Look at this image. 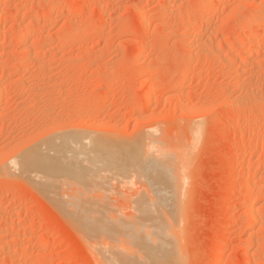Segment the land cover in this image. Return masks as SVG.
I'll return each mask as SVG.
<instances>
[{"label": "rangeland", "instance_id": "374dc122", "mask_svg": "<svg viewBox=\"0 0 264 264\" xmlns=\"http://www.w3.org/2000/svg\"><path fill=\"white\" fill-rule=\"evenodd\" d=\"M114 262L264 264V0H0V264Z\"/></svg>", "mask_w": 264, "mask_h": 264}, {"label": "bare ground", "instance_id": "6f19581e", "mask_svg": "<svg viewBox=\"0 0 264 264\" xmlns=\"http://www.w3.org/2000/svg\"><path fill=\"white\" fill-rule=\"evenodd\" d=\"M249 16H251V15L249 14ZM83 137H84V136H83ZM89 137H91V136H89ZM92 138H93V136L91 137V139H92ZM86 139H87V138H85V140H86ZM80 140H81V139H80ZM82 140H83V139H82ZM87 140H88V139H87ZM89 140H90V139H89ZM76 141H77V140H76ZM74 143H75V147H77L76 145H78V144H76L75 141H74ZM80 143H82V142H80ZM80 143H79V146L81 147L82 144L80 145ZM87 143H89V142H86V147H87V145H88ZM99 143H100V142H99ZM96 144H98V143H96ZM83 145H84V144H83ZM94 145H95V144H94ZM97 146H98V145H97ZM98 147H99V146H98ZM47 148H48V147H47ZM47 148H46V149H47ZM96 148H97V147H96ZM78 149H79V147H78ZM36 150H37V149H36ZM42 150H43V149H42ZM47 150H49V148H48ZM43 151H44V150H43ZM90 151H92V149H90ZM96 151H97V150H96ZM98 151H101V150L99 149ZM98 151H97V152H98ZM35 152H36V151H35ZM40 152H42L41 149H40ZM40 152H39V149H38V153H40ZM50 152H52V150H51ZM50 152H49V153H50ZM81 152H82V151H81ZM81 152L78 153L77 156H79V154L81 155ZM97 152H96V153L94 152V154H97ZM101 152H102V151H101ZM32 154H33V152L30 154V158H32V156H31ZM34 154H36V153H34ZM47 154H48V153H47ZM57 154H59V155H61V156L63 155V154H60V153H57ZM84 154H85V153H84ZM94 154H93V153L91 154V155H92V158H93V156H96V155H94ZM41 155H43V154H41ZM45 155H46V154H45ZM45 155H44V156H45ZM49 155H51V154H49ZM72 155H73V154H72ZM86 155H87V154H86ZM86 155H85V156H86ZM91 155H90V156H91ZM51 156H52V155H51ZM74 156H76L75 153H74ZM83 156H84V155H82V157H83ZM85 156H84L83 158L80 157V159H82V161H83V159L85 160ZM25 157H26V156H25ZM28 157H29V155H28ZM53 157H54V156H53ZM62 157L64 158V156H62ZM71 157H72V156H71ZM96 157H97V156H96ZM98 157H99V156H98ZM103 157H105V155H104ZM49 158H50V157H49ZM49 158L47 159V156H45L44 158H43V157H35V158H33L32 161L30 162V165H32V167H34V165H35L36 168H37V166H39V168H41V169L43 168V169H45V171H46V170L49 171V166H50ZM54 158H55V157H54ZM54 158H51V160H55ZM87 158H88V157L86 156V160H87ZM90 158H91V157H90ZM101 158H102V157H101ZM23 159H24V158H23ZM28 159H29V158H28ZM75 159L78 160L79 158L77 159V157H76ZM75 159H73V160H75ZM98 159H99V158H98ZM25 160H27V159H25ZM68 160H69V158H68ZM73 160H71V161H73ZM89 160H90V159H88L87 161L89 162V165H90V166L95 165V162L92 163L93 161H91V160L89 161ZM23 161H24V160H23ZM66 161H67V159H66ZM66 161H65V162H66ZM69 161H70V160H69ZM69 161H68V162H69ZM71 161H70V162H71ZM99 161H100V160H98V162H96V165H101V162H99ZM26 162H27V161H26ZM77 162L80 163L81 161H80V162L77 161ZM24 163H25V162H24ZM31 163H33L34 165L31 164ZM61 163H62V162H61ZM71 163H73V162H71ZM81 163H83V162H81ZM90 163H92V165H91ZM19 164H20L19 166L21 167V163H19ZM27 164H29V163L27 162ZM27 164H25V165H27ZM36 165H37V166H36ZM69 165H70V164H69ZM73 165H74V164H73ZM73 165H72V166H73ZM76 165H77V164H76ZM76 165H75V166H76ZM22 166H23V165H22ZM62 166H64L63 163H62ZM70 166H71V165H70ZM77 166L80 167L79 165H77ZM77 166H76V167H77ZM82 166H83V165H82ZM13 167H14V166H13ZM67 167H68V166H67ZM67 167H65L66 169H63V168H62L63 171H66V172H68V173H71V172L73 171L71 174H76V175H77V173L75 172V170H72L73 167H72L71 169L68 168V169H69L68 171H67ZM78 167H77V168H78ZM95 167H96V166H95ZM95 167L93 166L92 168H91V167H89V168H90V170H95V169H94ZM14 168H16V167H14ZM27 168H28V165H27ZM30 168H31V167H30ZM30 168H29V169H30ZM80 168H81V167H80ZM89 168H88V169H89ZM98 168H100V167H98ZM19 169H20V168H19ZM19 169H18V170H19ZM23 169H24V168H23ZM41 169H40V170H41ZM43 169H42V171H43ZM78 169H79V168H78ZM84 169H85V168H84ZM253 169H254V168H253ZM14 170H16V169H14ZM24 170H25V169H24ZM34 170H35V168H34ZM86 170H87V169H86ZM96 170H97V169H96ZM27 171H28V170H27ZM27 171H26V175H27ZM31 171H32V170H31ZM45 171H44V172H45ZM76 171H77V170H76ZM87 171H88V170H87ZM32 172H33V171H32ZM77 172H79V170H78ZM92 172H93V171H92ZM23 173H24V172H23ZM35 173L37 174V176L35 175ZM35 173H32V176L35 175V177H37V178H42L43 174H42V176H39V175H41V174H40L41 172L38 173V172L35 171ZM33 174H34V175H33ZM79 174H80V173H79ZM79 174H78V175H79ZM28 175H29L30 177H32V176H31V172H30V174H29V172H28ZM44 175L47 176V177H49V175H47V174H45V173H44ZM81 175H82V174H81ZM79 176H80V175H79ZM27 177H28V176H27ZM80 177H82V176H80ZM44 178H46V177H44ZM44 178H43V181H46V180H47V182H49V179L46 178V180H44ZM41 180H42V179H41ZM47 185H49V184H47ZM45 189L47 190L48 188L45 187ZM48 190H49V189H48ZM48 190H47L46 192H48ZM81 208H82V207H81ZM87 208H89V207H87ZM93 208H94V207H93ZM83 209H86V208H83ZM83 209H81V210H80V208H79V210H78V209H74V211H76V212H77V211H79V212L81 211V212L83 213V212H85V210H83ZM91 209H92V208H91ZM97 209H98V208H97ZM61 210H62V209H61ZM65 210H66V209H65ZM82 210H83V211H82ZM98 210H99V209H98ZM100 210H101V209H100ZM74 211H72L73 213H72V212H71V213L69 212V213H70V214H73V215H74L75 217H77V218H79L81 215H84V214H85V213L82 214L81 212H80V213L78 212V214H76V212H74ZM87 211H89V209H86V214L88 213ZM92 211H93L92 213H93L95 216H98V215H97V212H95L94 210H92ZM94 212H95V213H94ZM101 212H102V211H101ZM101 212H100V214H101ZM74 213H75V214H74ZM89 213H90V212H89ZM92 213H90V215H93ZM79 214H80V215H79ZM86 214H85V215H86ZM98 214H99V212H98ZM73 215H71V216H73ZM77 215H78L79 217H78ZM71 216H70V217H71ZM70 217H69V219H70ZM99 217H100V215H99ZM99 217H98V218H99ZM72 218H73V217H72ZM81 218H82V220H83V216H82ZM87 218H88V217H86V219H87ZM104 218H105V217H104ZM70 220H71V221H74V220H72V219H70ZM100 220H101V219H99V222H100ZM102 220H103V219H102ZM85 221H86V220H84V222H85ZM88 221L91 222L92 220H87V223H88V225H89L90 223H89ZM106 221H107V220H106ZM106 221H105V222H106ZM82 222H83V221H82ZM93 222H94V221H93ZM95 222H96V221H95ZM107 222H108V221H107ZM107 222H106V223H107ZM74 223L76 224L75 221H74ZM87 223H84V224L86 225ZM91 223H92V222H91ZM82 224H83V223H82ZM84 224H83L82 228L84 229V231H85V229L88 230V227H87L88 225H86V228H84V227H85ZM92 224H93V223H92ZM107 224H109V223H107ZM76 225H77L78 227L80 226V225H78V224H76ZM100 225H102V224L100 223ZM147 225H148V224H146L145 226H147ZM152 225H153V224H152ZM90 226H91V224L89 225V228H90ZM98 226H99V225H98ZM103 226H104V225H103ZM103 226H101L100 229H105V230L111 229L109 226H108V228H107V227H106L107 225L105 226V228H103ZM112 226H113V225H112ZM95 227H97L96 224H95ZM99 227H100V226H99ZM99 227H97V228H99ZM91 228H92V230H93V231H91V230L89 229L91 232L97 231V229H96V228H93V226H92ZM129 228H130V227H128V229H129ZM147 228H148V226H147ZM150 228H151V227H150ZM78 229L81 230V228H78ZM95 229H96V230H95ZM142 229H143V228H142ZM112 230H115V229H112ZM140 230H141V229H140ZM147 230H149V229H147ZM81 231H82V230H81ZM103 231H104V230H103ZM103 231H102V232H103ZM108 231H109V230H108ZM108 231H107V232H108ZM150 231H152V230L150 229ZM153 231H154V230H153ZM155 231H156V229H155ZM104 232H105V231H104ZM107 232H106V234H109V233H107ZM113 232H115V231H113ZM131 232H132V231H131ZM141 232H142V231H141ZM158 232H159V231H158ZM95 233H96V232H95ZM97 233H98V231H97ZM97 233H96V234H97ZM100 233H101V232H100ZM134 233H135V232H134ZM160 233H161V232H160ZM93 234H94V233H93ZM143 234H144V232H143ZM150 234H151V232H150ZM150 234H149V236H148V235H147V236L150 237ZM156 234H157V233H156ZM100 235H103V233L99 234V236H100ZM110 235H111V234H110ZM131 235H132V234H131ZM133 235H134V234H133ZM161 235H162V233H161ZM164 235H165V234H164ZM103 236H105V235H103ZM108 236H109V235H108ZM144 236H145V235H144ZM87 237H88V236H87ZM109 237H111V236H109ZM109 237H108V238H109ZM116 237H117V236H116ZM140 237H141V236H140ZM157 237H158V236H157ZM162 237H163V236H162ZM96 238H97V237H96ZM91 239H92V238H91ZM94 239H95V238H94ZM112 239H113V237H112ZM136 239H138V238L136 237ZM154 239H156V238H154ZM160 239H161V238L158 237V240H159V241H160ZM163 239H165V237H164ZM163 239H161V240H162V242L165 244V241H164ZM134 240H135V239H134ZM145 240H146V239H145ZM137 241H138V240H137ZM151 241H152V240H151ZM159 241H158V244H160ZM148 242H150V241H148ZM148 244H149V243H148ZM152 246H153V247H149V246L147 247V250L149 251V253H150V254H153V255L156 254V257H157L158 255L161 256V255H160V254H161V251L164 250V249L162 250V246H163V245L157 247V244H156V246H155V245H152ZM131 247H132V246H131ZM163 248H165V247H163ZM127 250H128V249H127ZM141 250H142V249H141ZM104 252H105V251H104ZM119 252H120V251H119ZM133 252H134V251H133ZM159 252H160V253H159ZM134 253H135V252H134ZM143 253H144V252H143ZM117 254H118V253H117ZM119 255H121V254H119ZM143 255H145V253H144ZM109 256H110V255H109ZM151 256H152V255H151ZM111 257H112V256H111ZM121 257H122V256H121ZM123 257H126V256H123ZM146 257H147V256H146ZM149 257H150V256H149ZM149 257H148V260L150 259ZM161 257H162V256H161ZM161 257H160V258H161ZM167 257H169V256H167ZM128 259H129V258H128ZM131 259H132V258H131ZM142 259H144V258H142ZM157 259H158V258H157ZM168 259H169V258H168ZM100 260H101V259H100ZM120 260L122 261V258H121ZM133 260H134V259H133ZM247 260H248V259H247ZM127 261H128V260H127ZM129 261H130V259H129ZM135 261H136V260H135ZM151 261H152V260H151ZM115 262H116V260H115ZM115 262H114V264H115ZM119 262H120V261H119ZM123 262H126V260H124ZM143 262H144V261H143ZM143 262H142V263H143ZM168 262H169V261H168ZM150 263H151V262H150ZM163 263H164V262H163ZM166 263H167V262H166ZM118 264H119V263H118ZM121 264H122V262H121ZM123 264H124V263H123ZM125 264H127V263H125ZM129 264H130V263H129ZM140 264H141V263H140ZM143 264H144V263H143ZM147 264H148V263H147ZM161 264H162V263H161Z\"/></svg>", "mask_w": 264, "mask_h": 264}]
</instances>
